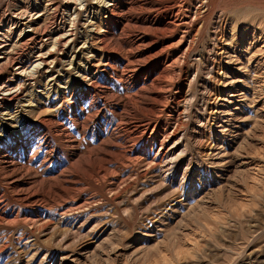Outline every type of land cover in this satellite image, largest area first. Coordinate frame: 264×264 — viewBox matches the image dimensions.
<instances>
[{
	"label": "rangeland",
	"instance_id": "rangeland-1",
	"mask_svg": "<svg viewBox=\"0 0 264 264\" xmlns=\"http://www.w3.org/2000/svg\"><path fill=\"white\" fill-rule=\"evenodd\" d=\"M192 1L181 17L187 25L151 32L139 58V78L160 80L149 91L166 102L136 153L104 156L112 145L102 139L110 120L133 122L140 108L117 110L121 102L111 99L108 116L86 120L72 109L86 74L47 98V80L25 69L20 84L36 108L11 136L29 125L27 139L16 141H37L43 114L64 104L66 117L80 119L70 124L80 145L78 156L57 150L53 173L34 179L29 198L0 172L11 213L0 218V264H264V0ZM13 2L0 0V12ZM94 35L93 64H126L120 48L102 49ZM28 147L16 148L23 171L43 159Z\"/></svg>",
	"mask_w": 264,
	"mask_h": 264
},
{
	"label": "bare ground",
	"instance_id": "bare-ground-1",
	"mask_svg": "<svg viewBox=\"0 0 264 264\" xmlns=\"http://www.w3.org/2000/svg\"><path fill=\"white\" fill-rule=\"evenodd\" d=\"M109 1L112 2L108 3ZM196 1L203 2V0ZM190 2L191 0H14L12 7L5 6L1 9L0 172L11 173V177L8 179L11 180V186L24 198L31 197L29 192L33 188L35 178L43 176L44 173H53V169L58 163V157L55 154L57 150H62L63 156L70 154L72 157L78 154L73 150H77L80 145L77 142L79 130L74 131L70 128L71 123L76 126V123H80V119L78 116L72 117L71 114H69L70 117H66L64 104L55 109L50 108V110H54H49L50 113L47 111L48 114L45 117L43 114V118H40V123H43V135L39 136L37 141L28 139L27 143L22 146L16 141L20 137L25 140L29 136L31 129L27 124L26 127L23 125L20 132L17 133L20 136H11V127L21 126L29 118L28 115L34 114L36 108L32 105L31 93L27 94V87L21 85L25 69L28 71L31 69L28 75L33 80L37 79L34 78L36 73L47 80L46 94L44 95L47 98H50L53 91L59 93L62 87L68 89L74 80L86 74L81 86L77 87L78 102L72 108L86 120L108 116V111L113 110L110 109L112 108L111 99L121 102V104L116 103L115 109L117 110L125 109L132 104L140 108L141 113L138 110L139 113L137 112L136 120L134 119L133 122L126 119L122 121L119 119L121 122L110 120L103 130L105 140L102 139L112 145V149L105 150L104 156H111L116 152L119 155L127 152L136 153L134 149L139 145L142 147L144 145L145 132L150 127L151 120L158 115L159 106H164L166 102L165 97L149 91V88L157 83V76V80L153 79L150 85L147 80H142L138 76L142 65L140 60L143 54L142 50L151 43L153 32L155 34H157L156 32L174 33L182 26L187 25V22L184 21L185 18L181 17L188 16L185 12ZM103 10L107 15L103 16ZM212 10L214 9L212 8ZM183 22L186 23L183 24ZM16 32H18V36L14 40ZM95 33L98 35L96 38L99 39L102 49L120 48L122 54L127 55H125L127 57L126 64L121 62V65L116 67L107 62L103 69H100L99 63L93 64L91 60L96 51L95 44H93ZM81 41H83L81 46L77 48L76 45ZM67 57H71V59L66 60ZM113 59L116 60V58ZM58 65H60L59 68ZM91 66L96 67V72L91 70ZM12 68L14 70L11 73ZM161 70V75L168 73L165 68H161ZM170 72L172 71H169L168 74ZM108 73L111 74L113 81L107 79L106 74ZM28 75H24V77L27 78ZM24 92L26 93L23 94ZM244 92L247 97V90L245 89ZM34 93L32 92L33 95ZM40 112L42 111L40 110ZM162 112L160 111V113ZM225 129L228 128L221 124L218 133L222 134ZM83 131L87 130L84 128ZM154 140L152 139V142ZM161 144L164 145V142ZM30 145L36 155H43V159L39 167L30 166V163L23 171V161L25 160H22L21 156H17L16 148L20 146V151L26 153ZM91 153L86 156L94 155L96 157L98 155L95 156L94 153ZM118 154L116 155L118 156ZM31 176H33L32 182L29 181ZM35 182L37 183V180ZM1 194L0 192V218H7L11 215L8 210L10 200Z\"/></svg>",
	"mask_w": 264,
	"mask_h": 264
}]
</instances>
